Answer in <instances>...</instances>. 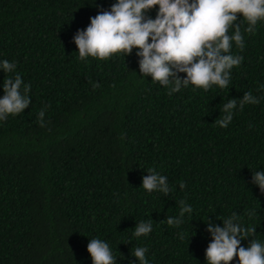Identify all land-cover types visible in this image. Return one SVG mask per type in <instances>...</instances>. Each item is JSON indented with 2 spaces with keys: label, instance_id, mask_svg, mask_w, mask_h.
<instances>
[{
  "label": "trees",
  "instance_id": "obj_1",
  "mask_svg": "<svg viewBox=\"0 0 264 264\" xmlns=\"http://www.w3.org/2000/svg\"><path fill=\"white\" fill-rule=\"evenodd\" d=\"M115 2L0 0V62L14 63L7 75L31 87L29 108L0 121V264H92L87 246L97 238L116 264H139L136 247L147 248L149 264H207L206 223L223 227L218 217L233 212L256 228L241 245L264 243V194L252 183L264 172V22L254 35L242 23L245 47L233 44L232 53L243 61L228 88L169 94L141 76L135 49L79 59L77 31ZM5 78L0 70V98ZM247 92L259 103L238 105L227 128L216 125L223 105ZM149 168L167 177V196L143 189ZM182 200L193 213L169 226ZM149 220L152 232L136 238Z\"/></svg>",
  "mask_w": 264,
  "mask_h": 264
},
{
  "label": "clouds",
  "instance_id": "obj_2",
  "mask_svg": "<svg viewBox=\"0 0 264 264\" xmlns=\"http://www.w3.org/2000/svg\"><path fill=\"white\" fill-rule=\"evenodd\" d=\"M153 9H158L154 19L148 15ZM261 22H264V0H116L109 10L99 9L86 29L77 31L74 43L82 61L88 57L107 61L117 54L126 57L135 49L141 76H150L153 82L169 89V94L190 85L193 91L207 92L213 86L228 88L232 69L241 65L243 57L233 54L232 48L233 44L241 51L245 47L242 23L247 24L244 31L254 35ZM15 68L7 60L0 62V70L6 77L4 95L0 98V121L23 113L31 104L30 85L24 84L19 74L14 78L7 75L14 73ZM98 87V83L93 84V90ZM258 103L251 92L245 93L242 100L232 99L223 105L224 115L215 124L227 128L238 105L243 110L246 104ZM44 116L45 111L41 110L38 114L41 127L45 126ZM148 173L143 178V189L167 196L171 191L167 177L153 168ZM252 183L264 194V172H254ZM180 187L185 185L181 183ZM192 213V207L182 200L179 216H169L166 223L179 227L185 214ZM255 214V210L249 212V218ZM218 219H223V227L206 223L212 237L205 252L207 264H232L234 258H238V264H264V243L253 238L247 247L241 245V241L256 234L255 227H245L235 212L229 218ZM152 230V220L142 221L133 235L146 237ZM87 251L92 264H116L104 240H89ZM147 251L146 247H136L132 255L139 264H149Z\"/></svg>",
  "mask_w": 264,
  "mask_h": 264
}]
</instances>
